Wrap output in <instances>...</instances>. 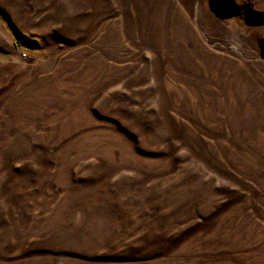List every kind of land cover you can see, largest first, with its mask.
<instances>
[{"label": "rangeland", "instance_id": "1", "mask_svg": "<svg viewBox=\"0 0 264 264\" xmlns=\"http://www.w3.org/2000/svg\"><path fill=\"white\" fill-rule=\"evenodd\" d=\"M0 264H264V0H0Z\"/></svg>", "mask_w": 264, "mask_h": 264}]
</instances>
